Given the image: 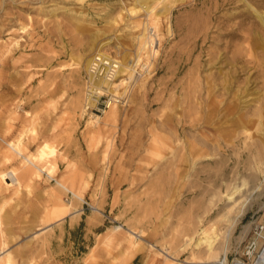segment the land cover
Returning a JSON list of instances; mask_svg holds the SVG:
<instances>
[{
  "label": "rangeland",
  "instance_id": "obj_1",
  "mask_svg": "<svg viewBox=\"0 0 264 264\" xmlns=\"http://www.w3.org/2000/svg\"><path fill=\"white\" fill-rule=\"evenodd\" d=\"M136 1L0 0V172L24 163L7 146L19 138L24 156L47 142L55 165L18 192L0 183L9 264H251L264 244L243 230L264 219V0H184L159 17L128 104L93 127L83 63L105 44L130 65L147 17ZM234 186L257 188L225 213ZM53 195L73 213L51 224ZM204 228L220 233L215 252L195 246Z\"/></svg>",
  "mask_w": 264,
  "mask_h": 264
},
{
  "label": "bare ground",
  "instance_id": "obj_2",
  "mask_svg": "<svg viewBox=\"0 0 264 264\" xmlns=\"http://www.w3.org/2000/svg\"><path fill=\"white\" fill-rule=\"evenodd\" d=\"M142 1L144 2L143 4H141ZM155 2H156V5H154ZM183 2H184V0H141L140 2L136 1L134 3V6L131 7V11L128 9L130 14L137 15L140 12L139 10H141L145 13V15L147 17H145L146 22L143 23L144 32L142 31L141 34L137 36L138 47L136 48V52L134 53V57H132V59L130 58L131 59L130 65L128 64V62H124V61L118 59V61L120 63V67H119V70H118L115 78L111 82H106L102 78H96L95 79V86L98 88H101V86H106L109 88L111 86L117 87V86L124 85V84L126 85L128 83V81H130L133 78L135 66L137 64H139L143 59H145V61L142 64H147V66H149L151 63L150 59H153V57H155L157 55L158 48H159V45H158V43H159V36L158 35L159 34L155 33L157 30V24H158L159 17L169 18L170 14L172 13V10L178 4H181ZM138 7H140V8L138 9ZM258 18H259V20L264 22V16H262L261 13L258 15ZM170 30L171 29L169 26L168 31H170ZM108 40H106V41H108ZM103 45H105V44H102V46L97 48L94 51V53H92V55L90 57L85 59L83 65H84V69H85L86 73L89 70V66H90L91 60H92L94 55L100 54V55H104V56H109V54L102 51ZM96 98H97V96H95L93 101H96ZM77 105H79V104H77ZM84 112H85V109H84ZM80 116H81V114H80ZM83 116H84V114H83ZM87 116H88V120L91 122L92 126L97 127L100 124L101 120H104V123L109 122V121H115L117 118V107H115V106L111 107L109 110H107L105 112V114L103 116L92 115L89 113L87 114ZM259 122H261V120ZM201 142H202L201 145L205 144L204 143L205 141H201ZM262 145H264V140H262ZM7 146L9 147L10 150L19 154V156L23 157L24 163H22V165L19 168L12 167L8 171L0 172V183L2 185H5V188L9 189L10 187H15V190H16L15 192H18L21 190L23 184L30 183L35 178H37V179L40 178V176L43 173L46 174L49 178L53 177L54 169H55V165L52 162V157L54 156V148L52 146H50L47 142L40 145L37 152L34 154H31V156H24L23 155V152L21 149V146H22V139L21 138L17 139L16 141H12V142L8 143ZM191 150H192V160L195 162L200 156L201 148L198 146V144H192ZM7 153H8V155L6 154L7 156H5V161L9 162L11 152L7 151ZM262 164H264V163H262ZM261 170H262V172H264V169H261ZM201 172L202 171H198V168L196 167L192 174H194L195 176L198 177V174ZM56 184L60 187V189L62 188V190H68L65 187V185L57 179H56ZM231 187L233 188V186H231ZM256 188H257L256 186H254V187L252 186L250 188L251 192L249 191L250 192L249 194L247 192L240 193V191H239L240 188L238 186H236L231 192L228 190L230 193H228L225 196H222L223 198L220 199V200L223 199V201H224L225 206L224 205L223 206L225 209L224 210L225 213L226 212L229 213V211L235 205H237L240 202H242V206H243V204H245V202L248 201L250 195H252V193L254 192V190H256ZM228 189H229V187H228ZM72 195L75 198L80 199V195L78 196V194L73 193V192H72ZM53 201L57 203L56 207L54 209H52V211L49 209L46 210V214L51 213V215H52L53 220H52V222H50L51 224L53 222L61 221L64 219L65 215H71L73 213V212H71V210H72L71 205L72 204L65 203V200L58 197L57 195H53ZM65 212H66V214H65ZM225 213H223L222 215H224ZM240 215H241V211L234 217V219L233 218L232 219L231 218L225 219L223 226H225V227L227 226L229 229V227L231 225H234L236 223V221H237L236 218H238V216H240ZM50 223H47L45 226L50 225ZM251 225H253L255 227V229L259 230V232H261V235H264V219H260L254 223L252 222L251 224L246 225L243 229L244 233L246 230H248L251 227ZM112 229L114 232H116L119 230L121 231L122 228L119 226H115ZM127 232L129 233L130 236L134 237L135 239H137V237L139 236V235H137V233L135 231H133L131 229H127ZM200 235H202V236H201V238H199V241H197L195 246L199 247V246L204 245V248H205L204 251L215 252L212 250L215 249V245H216L215 243H216V241L218 242L217 236L220 235V233L219 234L216 233L215 235L209 236L206 232V228H204L201 231ZM6 244L7 243L4 240L1 241V243H0V264H9L11 261L10 253L6 251ZM151 246L154 247L155 245H151ZM256 252L258 254L256 253L257 256L251 264H264V244H262L256 250ZM163 253L166 254V257L172 258L171 260H173V257L171 255L167 254L166 251H163ZM4 256H6L5 260H3ZM191 263H193V262H191ZM200 263H202V262H200ZM205 263H207V262H205ZM219 264H224V263L220 262Z\"/></svg>",
  "mask_w": 264,
  "mask_h": 264
},
{
  "label": "built area",
  "instance_id": "obj_3",
  "mask_svg": "<svg viewBox=\"0 0 264 264\" xmlns=\"http://www.w3.org/2000/svg\"><path fill=\"white\" fill-rule=\"evenodd\" d=\"M142 63L135 66L133 78L126 85L98 88L95 86V79L102 78L106 82H111L119 70L120 63L110 55H94L85 76V111L92 115L103 116L113 106L125 107L129 101L132 80L140 79L149 67ZM95 96H97L96 101H93Z\"/></svg>",
  "mask_w": 264,
  "mask_h": 264
}]
</instances>
